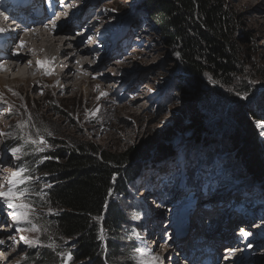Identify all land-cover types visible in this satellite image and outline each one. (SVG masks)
Wrapping results in <instances>:
<instances>
[{
    "label": "rangeland",
    "instance_id": "rangeland-1",
    "mask_svg": "<svg viewBox=\"0 0 264 264\" xmlns=\"http://www.w3.org/2000/svg\"><path fill=\"white\" fill-rule=\"evenodd\" d=\"M138 1L73 0L74 3L71 2L72 4L67 5V9L71 12L67 21L71 23L70 21L78 19V23H72L73 32L77 30L76 34L81 26L87 28L95 20L98 22L93 25L92 30L90 27L88 28L91 30L90 36L88 38L84 36L82 41L85 45L87 42V45L90 46L94 40L96 46L92 47L91 53L95 58L93 59L94 63L99 65H94L88 69L89 73L84 74V76H91L90 82H85V87H90L89 96L86 90L60 92L55 83L49 81L51 75L45 69H43L42 80L34 85L26 84L21 90L15 89L7 94L0 89L2 91H0V133H11V136L0 135V184H5L3 190H6V181L16 170L17 163L24 164L30 170H33L30 165L38 166L36 161L33 162L32 149L34 146L30 147L31 144L24 143L26 135L31 133L35 136L37 129H40L41 134L46 136L48 145L47 135L42 131L45 128L51 133L56 131L61 136L92 142L112 152H121L131 147L157 141L172 126L182 129L189 125L192 110L197 107H205L204 105L207 104L205 100L195 95L191 90L184 95L174 93L175 88L183 84V81L176 80L179 73L172 72L177 56L173 50L165 46L156 34L154 25L149 22L145 13L139 10ZM229 4L242 14V21L252 34V42L246 48L249 55V67L251 66L254 73L257 74L255 79L257 82L252 85V90L255 92L252 96H256L259 90L260 92L264 90V85H262L264 82L262 78L264 76V0H229ZM91 5H93L92 10H90ZM87 16L89 17L87 22L81 24ZM80 17L81 19H79ZM84 31L80 30L79 33ZM121 33L124 38L122 42L119 40ZM71 34L72 31L70 37ZM104 59H106L105 62ZM184 85L191 89L186 83ZM145 86L149 87L145 88ZM205 87L208 89V86ZM226 92L231 93L229 89ZM58 111L62 114H58ZM25 122L27 123L25 124ZM18 124H25V126L23 128L15 127ZM258 124L264 123H257V126ZM258 128L259 133L264 137V127L258 126ZM18 135L21 138H17ZM8 141L11 142L10 145ZM5 142L8 144L6 147H4ZM192 142L188 137L176 142L174 147L177 159L175 161L167 160L162 165L150 170L149 173L146 172L141 182L138 183L137 190L133 191L136 202H133L132 207L142 209L140 211L133 210L130 213L136 220H142V230L138 231L136 228L137 231L134 233V235L140 234L137 237L139 248L150 249L153 253L154 241L159 243L156 240L158 235L163 236L166 230L174 232L180 224L186 223L190 219H192L190 221L193 226L194 218L199 219V217L201 218L199 223L203 226L207 225L210 221L208 217L213 216L216 212L217 215H222L225 210L223 206H230L233 215L229 219H232L233 222L231 227L233 235L241 225H244V221L253 220L251 223L254 225L258 220L257 225H260L261 228L251 230V232L254 231V234L249 233L248 235L249 238L257 240L260 246L257 258L251 263L255 264L254 261L257 259L264 261V227L262 226V222H264V192H259L258 189L254 190L244 171L238 170L231 164L220 159L215 164H209L208 173L205 175L206 179L200 180V183H207L208 190L197 194L191 203L188 216L178 215V209L186 208L189 205L185 204L186 196H182L184 182L187 181L185 178L187 177L186 167L184 171L181 170V167H184L183 156L186 152L191 155L192 151L203 152L204 149L208 150L205 154L209 158L214 154V151L210 152L209 146L192 147ZM13 147L23 148L25 155L21 161H16L12 157L9 150ZM49 149L50 147H46L44 151L34 153H39L43 160L50 152ZM205 154L203 157L206 156ZM191 163L192 167H198L197 162L192 161ZM171 169L173 171L169 172ZM34 171L33 175L38 176V173ZM145 179L148 180L149 185L143 183ZM179 180L183 183L178 186ZM175 183L173 188L169 187ZM148 186L153 187L149 192H147ZM161 187H163L162 190H156ZM190 188L194 189L195 187L190 185ZM199 192H202L201 189ZM31 199L35 203L37 197L32 196ZM156 200L158 203H155ZM235 200L240 202V207L234 208ZM217 202H221V204ZM248 202L251 206L248 205ZM208 207H211L210 210ZM194 208L196 212L193 210ZM36 210L39 214L42 211H46L44 214H52V211L37 207ZM200 210H205V212L201 213ZM130 211L131 209L128 210V212ZM0 215L3 214L0 213ZM6 220L7 223L12 222L10 225L6 223L10 233L3 235L5 238L3 240L9 242L6 250L3 251V256L10 258L8 264H36L35 260L41 262L42 252L47 248L30 247L20 237L35 239L39 236V239L42 240L43 232L38 234L19 230L28 226L15 224L12 217ZM191 224L188 230L192 229ZM218 227L216 226L215 229ZM159 231L160 234H157ZM197 231L198 228H194L192 234ZM189 235L191 236V234ZM189 235L186 234L187 237ZM239 236H236V239L240 238ZM215 240L216 242H211V245L220 244L217 237ZM182 241L175 239L174 243L167 241L165 245L160 243L158 246L156 244L157 250L154 254L160 258L158 264H174V261L177 262L176 264H182L183 262L178 261L180 252L178 255L175 251L176 248L180 249L179 245ZM126 243H129L128 237H126ZM206 248L208 250V247ZM224 248L222 244L219 252L213 251V255L219 256L222 260L225 256ZM135 250L130 251L131 259L128 264H136L132 259V255H136ZM210 252H208L209 257ZM60 258L62 260L64 256L61 255ZM232 263L236 264L234 261ZM37 264L39 263L37 262ZM69 264H82V262L71 261Z\"/></svg>",
    "mask_w": 264,
    "mask_h": 264
},
{
    "label": "trees",
    "instance_id": "trees-1",
    "mask_svg": "<svg viewBox=\"0 0 264 264\" xmlns=\"http://www.w3.org/2000/svg\"><path fill=\"white\" fill-rule=\"evenodd\" d=\"M143 1H138L140 11L177 56L172 72L179 73L176 80L183 84L174 87V93L184 95L191 90L207 104L192 110L189 125L169 128L152 150L149 147L155 142L112 152L56 131L52 139L47 135L50 152L46 157L51 158L41 160L39 153L33 152V162L38 166H30L40 177L35 182L37 187L51 185L43 189L47 203L37 197L35 205L52 211L41 212L40 224H47L56 248L46 247L41 262L35 260L36 264H61L65 257L61 260L59 254L68 252L72 262L128 264L130 251L138 244L133 235L136 228L142 230V220L130 214L142 210L132 207L136 202L133 191L146 172L163 161L174 160L175 143L187 137L193 141L192 147L207 145L210 152L214 151L211 158L205 149L191 155L186 152L190 182L205 177L208 165L220 159L244 171L252 186L264 192V137L257 126L264 123V90L252 96L257 74L249 67L246 47L252 42V34L242 14L229 0ZM228 89L231 93L226 92ZM186 128L196 130L165 143L169 136ZM192 161L198 163L197 168L192 167ZM41 241L51 242L44 233Z\"/></svg>",
    "mask_w": 264,
    "mask_h": 264
},
{
    "label": "bare ground",
    "instance_id": "bare-ground-1",
    "mask_svg": "<svg viewBox=\"0 0 264 264\" xmlns=\"http://www.w3.org/2000/svg\"><path fill=\"white\" fill-rule=\"evenodd\" d=\"M67 1H68L67 2L68 5L72 4L71 2H73V0H67ZM142 2L144 1L142 0ZM70 13L71 12L69 11V9H67V11L64 14L69 16ZM4 17L6 16L1 17V14H0V26L3 28L7 26L4 21ZM74 20H75V23H78L77 18ZM73 21H70L71 23H69L68 21H63V17H62L60 20V23L59 21L57 22L58 27L59 26L60 27L57 28L56 30L54 29V26L41 27L39 28V31L30 32L27 34V36H21V38L15 37V38L10 39L11 42L9 46H13L15 43L14 45L15 47L19 43V41L23 43V46H21V42H20L18 47L16 48V52H18V55H15L14 57H12V59H7V60L4 59L6 61L4 63H0V89L4 93L7 94V93L14 91L15 89L21 90L23 86L26 84L34 85L35 83L40 82L42 80V76L44 74L43 69H45L46 71L51 72L50 74L51 77L49 81L54 82L60 92L63 91L67 93L69 91L76 92L77 90H80V91L86 90L87 95L89 96L91 93L90 87L89 86L85 87V82H90L89 80L91 76L89 75L84 76V74L89 73L88 69H90L94 65H98L97 63L96 64L94 63L95 61L93 59L95 58L93 57L94 55L91 53L92 47L96 45L94 44L95 43L94 40H93V43L90 45L91 47L87 45V42H86V45L85 43H82L83 34L86 33V31L88 30V27L86 28L85 26H81L80 30H85V31L83 33L81 32L79 33L80 30H78V33H79L78 35V33L76 34L77 30L73 32L72 26L73 24H75ZM97 23L98 22L95 20V22L92 25H89L90 29L92 30L93 25H96ZM90 29L88 30L87 37L90 36V33H91ZM71 31H72V34H71L72 36L70 37ZM75 38L77 39L74 40ZM81 45H84V46H81ZM107 52L108 50L106 51V54ZM106 59H104V62ZM1 61L2 59L0 58V62ZM38 62H42V63H38ZM148 87L149 86H145V88H148ZM140 97L142 96L140 95ZM0 218L2 219L3 222L5 221V218L3 217V215H0ZM208 218H210L208 226L204 224V226H202V229L201 227H198L199 233L201 231L202 234L205 236V238L202 241V243L205 245L202 251V257L204 258L209 257L208 252L210 251L219 252L222 244L224 247L227 246L228 244H232L231 242H228L225 240L224 235H227L230 237L233 236V240H234L236 239V236L238 235H240L239 237L241 238L244 231L250 234L251 233L254 234V231L251 232V230H256V229L261 228L260 225L259 226L257 225L258 220L253 225L251 223L253 220L248 219L243 222L244 225H241V227L238 228L236 232L234 231L235 232L234 235H236L234 236L231 230V227L233 225L232 219L231 220L229 218L225 219L224 214L217 215V212L216 214ZM199 219L201 218L199 217ZM216 226L217 227L219 226L218 229L217 228L214 229ZM223 226L226 227L227 231L222 235V234H219V231L222 229ZM262 226L264 227V222H262ZM194 228H196L195 224L192 226L191 230H188L187 232L188 235L194 234V233L192 234V230ZM4 230H6L5 227H2L0 229V232H5ZM217 232H218V235H221V237H217L220 241V244L217 241L218 244L214 246L213 244L211 245V242L213 241L216 242L215 235ZM240 238H238V240ZM8 243L6 244V247H8ZM179 246H180L179 248L181 249L182 247L181 244ZM205 247H208V250L207 248L205 249ZM156 248H157V245H155L153 254L157 250ZM211 249H214V250H211ZM216 261H220V258L219 256L213 255L211 257V260L210 259L208 260L207 264H215ZM252 261L253 260H251V262ZM176 263L177 262L174 261V264ZM254 263L264 264V261L259 260L257 262V260H255ZM0 264H1V261H0ZM229 264H233V263L229 262ZM238 264H250V262L249 260L247 261L246 258H244L241 261H239Z\"/></svg>",
    "mask_w": 264,
    "mask_h": 264
},
{
    "label": "snow or ice",
    "instance_id": "snow-or-ice-1",
    "mask_svg": "<svg viewBox=\"0 0 264 264\" xmlns=\"http://www.w3.org/2000/svg\"><path fill=\"white\" fill-rule=\"evenodd\" d=\"M2 2V0H0ZM4 28H0V34L5 33ZM21 46L23 43L21 42ZM42 63V62H38ZM50 75L51 72L49 71ZM107 95V94H104ZM237 95H240L237 93ZM243 98H247V94H244ZM27 122H25L26 124ZM25 124H18L15 127L23 128ZM259 127H264V124H258ZM46 135L51 136L52 133L48 129L42 130ZM0 135L11 136V133H0ZM25 144L33 145V152H42L49 147L47 144V140L44 135L41 134V130L37 129L35 136L29 133L24 138ZM11 152L12 157L16 161H21L23 156L25 155L22 147H13L9 150ZM51 157H46V159H50ZM40 177L33 175V170H30L24 164L17 163L16 170L11 173V176L6 181V190L5 184H0V206H6L11 209V217L15 224L17 225H27V228L19 229L24 231H32L36 233L43 232L47 235V238L51 241L48 244H44L39 236L35 239H28L24 236H21L20 239L30 247H48L51 249H55V242L52 241V237L49 234L47 224H40L41 216L36 210V205L31 199L32 196H36L47 203V194L43 191V189L51 187L48 184H42L37 187L35 181H38ZM51 212V209L49 210ZM138 235V234H136ZM245 237L249 235V233H243ZM0 243H3L0 241ZM136 255H132V259L135 260L136 264H158L159 257L155 254L151 253L150 250H144L142 248H137L135 250ZM59 255H63L65 260L63 264H69L72 261L73 257L71 252L68 253H60Z\"/></svg>",
    "mask_w": 264,
    "mask_h": 264
},
{
    "label": "water",
    "instance_id": "water-1",
    "mask_svg": "<svg viewBox=\"0 0 264 264\" xmlns=\"http://www.w3.org/2000/svg\"><path fill=\"white\" fill-rule=\"evenodd\" d=\"M192 130H196V128H186V129H183V130H179L175 134L169 136V138H167L165 140V143L171 144L172 142H174L175 140H177L178 138H180L181 136H183L184 134H186V133H188V132H190ZM157 144L158 143H156V142L153 143V145L149 147L150 150L156 149L158 147V146H156ZM151 156H152V152H151Z\"/></svg>",
    "mask_w": 264,
    "mask_h": 264
}]
</instances>
